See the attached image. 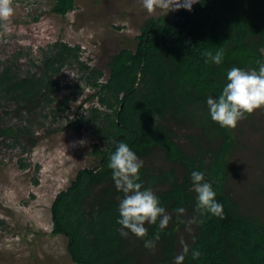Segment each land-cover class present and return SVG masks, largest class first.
I'll return each instance as SVG.
<instances>
[{
  "label": "trees",
  "instance_id": "trees-1",
  "mask_svg": "<svg viewBox=\"0 0 264 264\" xmlns=\"http://www.w3.org/2000/svg\"><path fill=\"white\" fill-rule=\"evenodd\" d=\"M74 6L75 0H54L51 10L64 16ZM135 39L134 47L109 55L106 75L81 59L78 44L63 40L42 50L40 63L30 61L35 71L22 69L16 60L1 61L0 143L27 153L36 144L32 126L48 117L63 122L72 95L88 87L91 92L64 124L76 131L88 124L97 138L91 149L97 163L80 168L50 206L52 233L66 237L71 260L174 264L183 241L188 245L183 264H264V174L255 181L260 204L252 210L228 186L236 170L232 157L238 134L213 122L206 103L221 94L231 68L258 71L264 63L259 51L264 48V0H197L191 11L180 8L171 16L146 18ZM221 48L219 65L205 62V52L215 54ZM71 63L82 83L68 89L59 74ZM137 73L142 74L139 79ZM62 88L68 90L62 93ZM9 114L15 122L4 119ZM120 142L143 161L138 183L153 191L171 217L162 230L160 218L156 224L146 223L143 238L119 233L124 193L117 191L108 163ZM260 150L264 163V133ZM159 156L161 161L152 162ZM18 161L20 167L27 166L25 157ZM193 171L204 173V182L211 184L215 200L223 205V218L196 211ZM180 208L183 213L177 212ZM194 217L196 223L189 224ZM157 232L155 248H146L144 242L154 240ZM194 250L200 253L196 259Z\"/></svg>",
  "mask_w": 264,
  "mask_h": 264
},
{
  "label": "rangeland",
  "instance_id": "rangeland-1",
  "mask_svg": "<svg viewBox=\"0 0 264 264\" xmlns=\"http://www.w3.org/2000/svg\"><path fill=\"white\" fill-rule=\"evenodd\" d=\"M53 3L54 0H13L10 31L0 28V62L16 60L22 69L35 71L37 67L30 61L40 63L42 50L55 40H63L78 44L81 59L106 75L109 55L122 47H134L143 21L165 14L159 8L149 14L141 0H75L74 8L62 16L51 10ZM78 78L74 63L64 65L59 74L61 85L68 83V89H73L76 82L81 85ZM90 92L84 87L80 95H72L68 117L74 115ZM3 117L7 122L16 121L11 114ZM68 117L58 123L51 122L50 117L41 118L42 124H34L36 144L27 153L22 154L19 146L0 143V264H76L67 252L66 237L52 233L50 206L55 194L69 185L80 168L97 163L91 152L97 138L88 124L79 131L66 126ZM59 123L63 128H58ZM234 131L239 144L232 157L236 170L228 186L235 198L254 210L260 204L255 199V181L264 174V163L258 157L264 133V106L246 114ZM20 156L25 157L24 168L19 165ZM161 160L159 156L152 162Z\"/></svg>",
  "mask_w": 264,
  "mask_h": 264
},
{
  "label": "clouds",
  "instance_id": "clouds-1",
  "mask_svg": "<svg viewBox=\"0 0 264 264\" xmlns=\"http://www.w3.org/2000/svg\"><path fill=\"white\" fill-rule=\"evenodd\" d=\"M13 0H0V28L9 32L10 18L14 14L12 7ZM197 0H141L143 8L152 14L157 8L168 11H176L184 8L191 11L192 4ZM264 55V48L260 50ZM224 50L221 48L215 52H205L206 63L211 62L219 65L223 59ZM259 63V62H258ZM137 73V78L141 76ZM227 84L223 87L218 98L209 97L207 107L213 122L220 127L235 128L237 122L251 114L254 110L264 106V63H261L259 70H242L233 67L227 72ZM82 143V141H81ZM143 161L130 150L129 146L120 142L116 150L109 157L108 168L112 170V179L117 191L124 193L119 203V219L117 223L121 226L119 233L127 237L129 232L137 238L147 235L145 224H156L159 219V228L167 227L171 217L165 209L159 206V200L151 189L143 188L140 180L139 170ZM99 171V169H97ZM192 190L196 193V211L203 216L205 213L223 218V205L215 200L216 193L208 182H204V173L193 171L191 173ZM183 213L184 209H177ZM189 224L196 223L195 217L188 221ZM127 230V231H125ZM159 239V233L155 234L154 240H146L144 246L149 249L155 248V240ZM183 245L182 254L175 257L174 264H183L184 254L188 253V245ZM199 251H193L192 257L198 258Z\"/></svg>",
  "mask_w": 264,
  "mask_h": 264
}]
</instances>
